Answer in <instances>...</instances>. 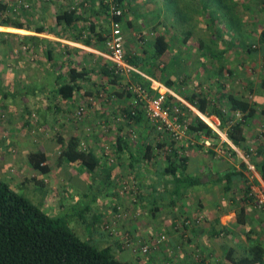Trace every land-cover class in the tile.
Instances as JSON below:
<instances>
[{
	"label": "crops",
	"instance_id": "0c3cea01",
	"mask_svg": "<svg viewBox=\"0 0 264 264\" xmlns=\"http://www.w3.org/2000/svg\"><path fill=\"white\" fill-rule=\"evenodd\" d=\"M86 1L92 7L90 16L87 18V16L82 17L80 15L81 20L73 25H65L64 23L56 24V14H60L63 11L76 12V8L70 9L64 3L66 1L59 0L52 10L53 13L48 8L45 14V9H47L45 6L39 9L38 22L30 30H28L29 28L26 25L24 29L10 28V26L0 27V31L21 33L13 35L15 37L20 36L24 41H30L28 38L33 34L31 42L38 45L37 50L40 51V59L44 64L40 68V74H38L37 70H34L37 72H34L30 77L32 83L28 81L24 82L23 77L26 76V73L18 72L20 69L25 68L24 62L17 61L16 63L14 61L15 69L8 64L6 65V69L3 70L5 60L0 55V180L7 183L10 188L12 186L24 188L26 183H28V179L33 178L32 181H34V184L35 181L39 180L41 185L35 184L34 186L40 191L42 198H45L44 201L49 202L51 199L52 203L56 202L58 211L57 213L54 212V214L67 211L70 208H76L78 211H81L88 205L87 202L89 201L90 207L84 215V218L82 220L72 219L71 221L75 222V225L78 227L77 232L82 234V240L90 241L98 248H110L113 256L122 262L137 264L133 260L138 255H141L134 253L131 248L135 246L136 240H140L138 237L135 239L136 235L138 236L140 234L141 238L146 240L151 237L147 236V233L144 234L145 227H149V224L147 219L144 218L129 221L126 218L128 213L123 215L118 212L121 208L122 210L124 208L131 210L133 205L131 202L125 201L122 197H118V193L114 189L116 187L115 181L113 182V180H115L118 174L125 176L132 173L133 176L131 177L137 178L136 184L133 181L131 182L134 183L133 188L139 190L137 193L139 197L138 205L148 204L151 205V210H153L157 206H160L159 204L161 203L170 204V198L167 192L156 193V195L151 196V184H156L155 188L157 189L160 188V184L154 182L153 169L152 171L147 170L145 164L140 161L143 158L145 144L159 142L158 133L152 126L150 120L144 115V111L138 113V120L135 121L137 129H139L138 133L141 134L137 140H130L129 137L131 134L121 136L119 132H123L127 128L125 126L120 128L111 126L112 135L111 133L110 135H99V137H103L106 140H103L104 143H100L99 146L105 144V142L111 146L112 153L109 152V157H104L107 152L105 149L101 151L100 148H94L95 151L93 150V145L96 146L99 144L98 139L88 141L90 151L98 159V166L91 173L82 165L66 163L59 156L58 159H54L51 151L54 149V146H51L50 141L44 140V142L40 143V146H34V140H27V137L23 136L25 133L22 134L21 132L23 130L21 128L32 124V120L30 118L29 120L27 119L29 112L25 109L27 104H22L24 101L26 103L27 101H38L35 106L36 112L41 115L38 124L42 123L46 127L49 124H55V122L62 123L63 121L59 122L58 116L65 113L70 105L75 106L82 99L92 98L93 96H104L105 93L113 98V95L119 96L118 94L121 92L122 96L115 98V105L123 110L129 103L126 97L130 92L126 90L130 88L129 85H134L135 83H140L148 89L155 88L157 83L162 85L169 93H172L174 99L176 97V101L178 99L185 101L176 94L179 89H177L176 76L174 74L172 75L173 70L171 69V67L176 66L178 57L176 44L168 42L162 31H156L154 35L152 33L154 37L152 47L150 46L151 52L133 48L134 46H130L128 43L125 44L124 54L126 61L132 56L140 58L138 59L140 63L137 66H133L127 62L138 73L124 75L122 77L123 80L120 77V80L109 81V77L105 75V69H103V66L107 64L111 65L106 58L107 50L105 39L110 32V26L108 19H106L107 15L104 13L106 11V7L103 4L104 0H102L103 7L100 5L101 0ZM122 2L124 19L123 22L121 21V27L123 33L125 35L127 34L126 38L128 37V40L133 38L130 30L128 31V27H132L134 24L136 25V21H131V19L137 14L150 13L155 15L156 19L154 24L160 30L165 28L164 25L166 22L163 20L164 16L166 14L169 15L167 22L170 30L183 32L186 38L191 35L190 32L198 31L201 33L199 44L196 45L198 47L192 43L186 59L191 61L193 54H197L199 56L198 58L205 65H201L200 63L198 70L190 67L191 76L195 77L200 74L202 79L204 77L208 80L207 69L211 67L209 63L212 65L213 62H216L218 71L215 75L218 76V79L224 78L223 80H227V82L230 79L234 83V78L237 81L235 82L237 84L236 86L241 90H234V97L251 93L255 97V102L259 100L258 103H261L264 112V87H262L264 86V68L261 65V68L253 70L254 66H258L260 60H264V51L261 49L258 51L248 49L249 52H246V49H244L246 45L249 47V45H252L264 36V0H122ZM96 14H99L97 19L98 24L93 22V19L94 21L96 20L94 18ZM128 14L131 15L129 18L126 17ZM213 15L215 17L218 16L217 20L212 17ZM210 16L212 18L209 19ZM36 29H42V31L36 32ZM147 29L151 28L141 25L136 30L141 33L142 31H147ZM209 31L216 32L214 37L208 38L207 32ZM222 31L235 33H232L230 35L231 38L227 41V35L223 34ZM9 35L13 37L12 34ZM158 36H163L164 42L167 44L166 51L162 55H157L154 49V41ZM225 44L231 46L230 49L233 50L230 52L224 50ZM164 54H167L169 59L166 64L167 68H165V72L167 71L168 73V78L161 72L164 66L162 64V56ZM195 62L196 60L193 61V64ZM154 66L158 69V72L154 71ZM71 69L77 72H83L85 75L77 81L79 89L75 91L73 98L69 101H64L56 94L57 86L68 79V72ZM142 75L150 78L153 81L152 84L150 80ZM260 78L261 85L259 83ZM242 85L245 86L243 87ZM148 89L146 90L148 91ZM228 95L231 94L223 92L222 86L218 84L216 92L213 95L211 93L205 97L208 103V110L212 108L219 110V106L213 104L214 99L220 98L229 102L227 100ZM170 97L171 95L168 94L167 101H169L168 99ZM131 99L135 100L134 95ZM229 105L231 107L230 103ZM252 107L255 109L254 106ZM195 110L197 109L195 108ZM113 111L112 108L108 113L112 115ZM256 112L258 111L255 110L253 117H250L251 121L255 119ZM198 114L210 127L220 133L215 120L212 119H216L217 124L220 123L215 115H210L208 118L202 113ZM105 115L103 111L93 112L88 119L89 123L87 122L82 125L85 128L86 126L93 125L92 122L96 120L97 116L100 118L110 117ZM118 116L119 114L115 111L112 119L118 121L120 118ZM120 120H123V118H120ZM206 120L212 121L213 125ZM41 137L44 138L43 136ZM61 141L58 138L60 144L58 147L61 146ZM82 144L83 142L80 141V146ZM232 149L241 156L240 152H237L234 147ZM156 153H158L157 149L153 155L156 156ZM35 154L44 156V165L48 168L47 173L42 174L38 169L34 168L35 158L32 156ZM190 155L192 153L189 154L190 158H187L185 162L187 164L185 166L186 176L199 177L201 183L187 190L183 197L190 192L200 204L203 203V200L207 203V194L204 193L215 189L219 190V185L226 183L223 177L224 174L231 170L230 168H219L217 166L212 170L203 164L194 166L192 156ZM155 158L157 159V156ZM112 159L116 160L117 163L110 175L105 170L106 167L111 168L113 166H110ZM232 169L238 172L237 168ZM124 180L119 182V185L130 183L129 181L124 182ZM32 185L31 188L34 192L36 190ZM43 189H46L47 192ZM17 190L15 189L14 191L17 192ZM44 206L42 205V208ZM124 232H131L130 234L134 235L132 240H130L131 242L134 241L133 243L128 244L130 242L127 241L124 244L122 242L121 239L124 238L119 237V234L122 235ZM209 237L211 236L207 235L205 239L208 240ZM172 239L170 238L169 242L173 245L174 240ZM170 244V248L166 250L172 253L173 248H171ZM129 246L131 248H128ZM166 250L161 249L157 255L154 254L148 257L146 261L139 262L138 264H163V262H168L170 260V253ZM182 253L181 255L176 254L175 260L173 259V263L170 262V264H198L194 261L191 248L187 250L183 249ZM132 256L133 260L130 259Z\"/></svg>",
	"mask_w": 264,
	"mask_h": 264
},
{
	"label": "rangeland",
	"instance_id": "374dc122",
	"mask_svg": "<svg viewBox=\"0 0 264 264\" xmlns=\"http://www.w3.org/2000/svg\"><path fill=\"white\" fill-rule=\"evenodd\" d=\"M57 1L59 0H0V4L2 6H5V11L0 12V22L2 20H12L24 24V26L26 25L27 28H29L28 30H30L31 28H33V26H35L34 24L38 22L39 9L45 6L47 8L45 9V14L47 13L48 8L51 10V13H53L52 10L58 3ZM63 2L66 3L68 8L70 9L76 8L75 10L78 15H81L82 17L87 16V18L90 16V10L92 7L86 0H63ZM100 5L103 7L102 0ZM105 10L106 11H104V13L107 15L105 16L107 17L106 19H108V24L110 26V17L107 13V9ZM98 15L99 14L95 15V21L93 19V22H95L96 24H98ZM130 16L131 15L128 14L126 17L129 18ZM212 17L217 20L218 16L215 17V15H213ZM212 17L210 16L209 19ZM168 18L169 15L166 14L163 19L164 22H166L164 25L165 28L160 30L154 24L156 19L155 15L150 13L141 15L137 14L133 19H131V21H136V25H132L133 29L131 26L128 27V31L130 30L133 38L128 40V37L126 38L127 34L125 35V33H123L122 31L124 36V47L125 44L128 43L130 44V46H134L133 48H139L151 52L150 46L152 47L153 44L154 33H156V31H162L168 42L176 44V51H178L176 66L171 67V69L173 70L172 75L174 74V76H176L175 79L178 85L177 89H179L178 93L176 94H178L180 98L184 99L185 102L190 105V103L187 102L188 98H204L209 96L211 93L213 95L217 90L218 84L222 86L223 92L234 96V90L240 89L236 86L237 84L235 82L237 81L234 80V78V83H232V80L230 79L228 80L229 82H227V80H223L224 78L218 79V76L215 75L218 71L216 62H213L212 65H210L209 63V66L211 67L207 69L209 76L208 80H206L204 77L202 79L200 74L195 77L191 76L190 67L198 70L200 63L201 65H205V63H202L201 59L198 58L199 56L197 54H193V58L191 61H188L186 59V55H188V52L191 48L190 45H192V43H194L195 46L199 44L198 42L200 40L201 33H199L198 31H193L190 32L191 35L186 38L183 32L173 31L168 28ZM141 25L148 26L151 29H147V31H142L141 33H139L136 29L141 27ZM0 27L8 26H4L0 23ZM215 33V31L207 32L208 38L214 37ZM222 33L227 35L226 39L227 41H229V38H231L230 35L235 32L222 31ZM9 34L13 35L21 33L0 31V55L3 56L5 60L2 69L5 70L7 67L6 65L8 64L13 69H15L14 61H16V63L17 61H22L25 64V68L20 69L18 72L26 73V76L23 77L24 82L28 81L29 83H32L30 77L34 72L37 71L38 74H40V68L44 65L43 61H41L40 59V51L37 50L38 45L31 42L33 34H31L30 38H28L30 41H24V39H21L20 36L15 37L13 35V37H11V35ZM251 46L256 45H249V47H247L246 45L244 47V49H246V52H249L248 49H253L251 48ZM230 48L231 46H227L226 44L224 45V50L230 52L233 50ZM167 54H164L162 56V64H164V66L161 70V72L165 74L166 78H168V73L167 71L165 72V68H167L166 64L169 60ZM194 60H196V62L193 64ZM261 65L262 68H264V60H260L258 62V66H254L253 70L261 68ZM154 71L158 72V69L155 68V66ZM121 80H123V78ZM259 80V83L261 85V78ZM242 86L244 87L245 85ZM160 90L163 91L162 88ZM126 91L130 92V94H128V96L126 97L129 103L123 110L115 105L114 95L113 98H111L109 94L105 93L104 96L92 97L95 104L92 105L90 103L88 105L87 111L84 116L77 118L75 116V112L81 104L88 101V98L80 100L75 106L70 105L65 113L59 115V122L63 121L62 123L55 122V124H49L47 127L42 123L38 124L41 117L40 113L36 112L37 110L35 107L38 101H27V103L24 101L22 102V104H27L25 106V109L29 112V117H27V119L29 120L30 118L32 120V124L28 125L27 127L21 128L23 129L21 132L22 134L25 133L23 134V136L27 137V140H34V146H40V143L44 142V140L50 141L52 144L51 146H54V149L51 150L54 159H58L62 147L71 137L79 138L80 141L83 142L82 146L80 147L85 150H90L88 141H94L98 139L99 144L96 146L93 145V150L95 151V149L100 148L101 151L102 149H105L106 151L109 150V152L112 153L111 146L106 142L105 144L99 146L100 143H104L103 140L106 141L105 139H103V137H99L100 134H113L111 132V126L117 128L123 126L127 127L125 130H123V132H118L121 134V136H126L132 133L135 134L136 138L131 140H137L141 135L140 133H138L139 129H137L135 121L133 119L131 120L128 117H125V111H129V109L131 110L134 107V98L131 99V97H133V92L129 89H127ZM157 91V86H155V88L148 89L150 97H153L157 93ZM105 92L107 91L105 90ZM235 97L245 100L251 106H254L255 110L258 111L256 112L254 120L251 121L250 119H247L245 121V126L243 129L244 141L241 143L240 147H235L230 141L229 143H227L226 141L222 140L219 133L214 131V129H212L211 127L210 129L214 134H216V137L208 138L203 133L192 131L190 126L196 113L192 109V107L190 108L186 106L185 103H181L180 101H178L176 105L180 107L183 114L182 119L187 125L185 142L188 143L192 141L194 142V145H189L187 150H183V147H181L179 144L176 145V143L168 134H161L156 131L158 133L159 142L163 147V149L161 148V150L157 149L158 153H156L158 159L157 162L160 166H162L165 151L167 150V148H171L174 152H176L177 156H179V161L185 160L186 162V159L190 158L189 154L192 153V155L190 156H192L194 166L203 164L205 166H208L212 170L216 166L219 168H230V170H232V168H237L238 172H241V175L239 177L237 176V178H234L230 182L229 191H225L227 183H224L223 185H219V190L215 189L213 191L204 193L207 194V203L203 200V203L200 204L197 199H194L192 193L189 192L183 198H179V200L175 204L161 203L159 204L160 206H157L156 208L151 210V205L137 204L139 202V197L137 196L139 190H135L133 188V182H135L136 184L137 178H132V173H129L125 176L118 174L116 175L115 180H113V182L115 181L116 187L114 189L115 191H117L118 197H122L125 201L131 202L134 206H132L131 210L127 208H124L122 210V208L120 207L121 210H119L118 212L122 213L123 215H126V213H128V216L126 218L129 219V221L139 220L140 218L147 219L148 221L149 227H145L144 234L147 233V236L151 237L146 240L144 238H141L140 234L138 236L136 235L135 239H137V237L140 238L139 241L136 240V244H138V242H140L141 244H154L161 235H164L166 238L165 242L161 243L157 249L152 250L149 255H138L135 260H133V256L130 257V259L135 261L137 264L139 262L141 263L142 261H146L148 257L154 254L157 255L161 249H169L170 238H173L172 240H174L173 245L170 244L171 248H173V252L171 253V251L166 250L170 253V260L168 262L162 261L163 264H170V262L173 263V259L175 260L176 254H183V249H192L195 263L228 264L227 260L225 259V254L228 252V250H232V254L235 257H240L246 252L251 242L258 241L264 247V205H260L258 202L259 197L261 195H264V179L261 176L260 168V164L263 161L264 156V112L261 107V103H258L259 100L258 102L257 100L255 102V97L253 94L246 93L244 95ZM171 98L168 100L171 101ZM213 104H217L219 106L221 118L225 122L223 124V122L219 120V122H221L217 126V129L223 134L227 129H229L232 124H235L236 122L241 120V118H244V114L240 113V111H231L229 102L224 99L222 100L220 98H216L214 99ZM112 108L114 111L113 114L110 115V113L108 112L112 110ZM96 111H103L104 115L106 114L110 117L100 118L99 116H97L96 120L92 122L93 125L86 126L85 128V126H83L82 124L87 122L89 123L88 119L91 117V114ZM115 111H117V114H119L120 118H123V120H120V118L118 121L116 119V121L112 119ZM142 111H144V115L147 118L145 110L142 109ZM212 119L215 120L217 125L216 119ZM248 120L251 122H249ZM148 126L151 127L150 125ZM41 136H43L45 139ZM58 138H60L64 142V144L61 143L60 147H58L60 145L58 142ZM206 139H208L210 143L209 147H205L203 143ZM46 146L51 147L49 145ZM232 146L237 150V152H240L241 156L238 155L234 151V149H232ZM241 163H243L245 167L241 166ZM186 165L187 164L185 163V166ZM250 167H253V169H251ZM179 172L180 175H187L185 168L179 170ZM32 180L33 178L30 180L28 179V183H26L24 188H16L15 186H12L11 189H18V194L24 196L36 206L41 205L39 207L46 215L56 216L57 214H54V212L57 213L58 211L56 202L52 203L51 199L49 200V202L44 201L45 198H42L40 191H38L36 186H34L35 184ZM116 180L118 181L116 182ZM122 180H124V182L129 181L130 183H126V185H119V182H121ZM31 185L36 191H32ZM37 185H41V183L38 182ZM43 190L47 192L46 189ZM87 204L90 207L89 201L87 202ZM42 205H45L44 208H42ZM75 212L76 214L74 215H78V209H76ZM65 213L70 214L71 210ZM66 214L62 212L61 214H59V216L62 215L64 217L66 216ZM240 215L243 217L245 225H239L237 223L238 216ZM72 219L77 218L72 217L68 219L69 227L76 233V235L80 239H82V234L77 232L78 227L75 225V222H71ZM214 232L218 233V235L213 236L212 234ZM130 233L131 232H124L122 235L119 234V237L124 238L121 239L124 244L127 241L130 242L128 244L134 242L130 241L134 237V235H131ZM207 235L211 236L208 238V240L205 239ZM128 248H131V246H129ZM134 248L135 246H132L131 249L134 250ZM259 264H264V256L261 263Z\"/></svg>",
	"mask_w": 264,
	"mask_h": 264
},
{
	"label": "trees",
	"instance_id": "16d2710c",
	"mask_svg": "<svg viewBox=\"0 0 264 264\" xmlns=\"http://www.w3.org/2000/svg\"><path fill=\"white\" fill-rule=\"evenodd\" d=\"M116 2L123 5L122 0H116ZM4 11L5 6L0 4V12ZM80 18L81 16L75 11H63L60 14H56L55 21L56 24L73 25L79 22ZM123 19L124 16L119 18V21L123 22ZM0 23L4 26L18 29L25 28L24 24L12 20H2ZM35 31L41 32L42 29H36ZM252 45L256 46H251L253 48L252 50L250 49L251 51H258L259 49L264 51V36ZM166 46L167 44L164 42L163 36H158L155 39L154 49L157 55H162L166 51ZM138 59L140 58L132 56L128 58L127 62L133 66H137L140 63ZM103 69H105V75L109 77V81L120 80V77L122 79L124 75L122 72L119 74L117 69L109 64L103 66ZM83 75H85L83 72H77L74 69L69 70L68 79L57 86L56 94H58L61 100L69 101L73 98L75 91L79 89L77 81L82 79ZM134 85L145 88L140 83H135ZM118 95L114 98L122 96L121 92ZM133 95L135 96L134 93ZM227 100L231 104V111L245 113L244 120L241 118V120L232 124L226 130L229 141L235 147H240L244 141L243 129L245 121L253 117L255 109L245 100L232 95H228ZM188 102L200 113L208 117L215 115L223 124L225 123L221 118L220 110H215L214 108L208 110V103L205 97L188 98ZM167 103L174 106L178 101L171 98V101ZM133 105V109L125 111V117L137 121L138 113L142 111L143 107H139L140 104L136 101V96ZM206 121L213 125L212 121ZM190 128L194 132L203 133L208 138L216 137V134L196 115H194ZM60 143L64 144L63 140ZM161 148L163 149L160 142L145 144L143 158L140 161L145 164L147 170L152 171L153 169L154 182L160 184V188L158 189L155 188L156 184H151V196L156 195V193L167 192L170 198L169 203L175 204L179 198L183 197L187 190L199 185L201 179L199 177L180 175L179 170L185 168V160L179 161V156L171 148H167L165 151L162 166L158 165V159L155 158L156 156L153 153L156 149L161 150ZM109 156L108 150L104 157L107 158ZM32 157L35 158L34 168L38 169L42 174L47 173L48 168L44 165V156L35 154ZM59 158L64 159L69 164L82 165L89 173L98 166V159L92 151L80 147V140L77 137L69 138L62 147ZM111 162L110 166H113L111 168L106 167L105 171L108 172L107 174L112 172L117 163L114 159ZM241 166L245 167L243 163H241ZM260 168L261 176L264 179V156ZM240 175L241 172H237L234 169L224 174L223 177L227 183L226 192L230 190V182ZM38 182L40 181H35V184L37 185ZM39 206L34 205L24 196L12 190L7 183L0 180V264H128L116 259L110 248H98L90 241H83L69 227L68 219L74 217L82 220L89 210L88 205L81 211H78V215H74L76 214L75 208H70L71 213L66 214L65 212L69 210L64 211V214H66L64 217L62 215L59 216L62 212L56 216L46 215ZM237 223L245 225V221L241 215L238 216ZM213 235L216 236L218 233L215 232ZM232 253V250H228L225 254L228 264H259L264 256V247L261 243L255 241L249 244L248 249L242 256L235 257Z\"/></svg>",
	"mask_w": 264,
	"mask_h": 264
},
{
	"label": "built area",
	"instance_id": "2783aa9c",
	"mask_svg": "<svg viewBox=\"0 0 264 264\" xmlns=\"http://www.w3.org/2000/svg\"><path fill=\"white\" fill-rule=\"evenodd\" d=\"M103 4L106 7L107 13L109 14L110 17V32L105 40V46L107 50V54H106L107 60L110 62L112 67H115V69H117L119 74L120 72H122V74L124 75L138 73V71L133 66L129 65L125 60L124 36L122 33L121 21H119V18L124 16V9L122 5L120 3H117L116 0H104ZM142 76L145 77L144 75ZM145 78L150 80L152 84L153 81L150 78L148 77ZM156 86L158 88V91L153 97H150L149 92L145 88H142L139 85H131L129 90H131L135 94L136 101L138 102V104H140L139 107L140 106L143 107V109L146 112L147 118L148 120H150L154 129L158 133L168 134L172 138V140L176 143V145L179 144L181 147H183V150H187L189 145L190 146L194 145V142L192 141L188 143L185 142L187 125L184 123L185 121L182 119L183 116L182 111L179 106L177 105L172 106L167 103L168 94L174 98V95L172 93H169V91L166 90L164 87H162V85L156 83ZM160 88H163V91L160 90ZM178 101H180L181 103L182 102L185 103V105L190 108L192 107L196 115H198L199 119L203 121L210 128V126L198 114L200 112L196 111L191 104L189 105L185 101H182L180 99H178ZM90 103L92 105L95 104L92 98H88L87 102L81 104L77 108L75 112V116L77 118L84 116V114L87 111L88 105ZM218 125L219 124H217V126ZM219 135L221 136L222 140L229 143V139L227 137L226 132L224 134L220 132ZM135 138H136L135 134L132 133L130 135V140ZM203 143L205 147L210 146L208 139H206ZM250 168L253 169V167ZM258 202L260 205H264V195H261L259 197ZM165 240H166L165 236L161 235L154 244H141V243L136 244L133 251L137 254H140L141 256H146L152 250L157 249L161 243L165 242Z\"/></svg>",
	"mask_w": 264,
	"mask_h": 264
},
{
	"label": "clouds",
	"instance_id": "9594fccd",
	"mask_svg": "<svg viewBox=\"0 0 264 264\" xmlns=\"http://www.w3.org/2000/svg\"><path fill=\"white\" fill-rule=\"evenodd\" d=\"M199 112V111H198Z\"/></svg>",
	"mask_w": 264,
	"mask_h": 264
}]
</instances>
